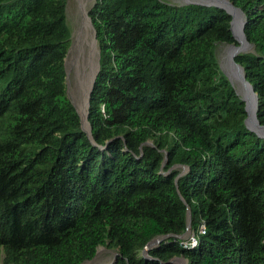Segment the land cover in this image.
<instances>
[{
  "label": "trees",
  "instance_id": "1",
  "mask_svg": "<svg viewBox=\"0 0 264 264\" xmlns=\"http://www.w3.org/2000/svg\"><path fill=\"white\" fill-rule=\"evenodd\" d=\"M232 1L253 45L236 61L264 124V0ZM89 16L100 49L93 139L67 94V0H0L4 264H81L100 246L117 250L112 264H264V137L246 126L216 54L219 43H237L232 15L95 0ZM187 204L194 245L177 236Z\"/></svg>",
  "mask_w": 264,
  "mask_h": 264
},
{
  "label": "water",
  "instance_id": "2",
  "mask_svg": "<svg viewBox=\"0 0 264 264\" xmlns=\"http://www.w3.org/2000/svg\"><path fill=\"white\" fill-rule=\"evenodd\" d=\"M190 3H195V4H202V5H213V6H218L221 7L223 9H225L229 14L232 15V20H231V30L233 33V36L236 40L237 43H231L228 44L230 51L227 54L226 57V63L225 66L222 67V65H220V67L222 68V70L224 71V73L227 75V77L229 78L231 84L234 86L237 94L242 98V100L245 102V109L247 112V117L245 118V124L246 126L256 132L259 136L264 137V124H261L260 120L258 119L257 116V111H258V95L255 92L253 85L248 81L247 77H246V73H245V69L244 67L238 63L236 61V56L242 52H248L253 48V45L249 42V40L247 39V36L245 34L244 31V27L247 21V16L244 13V11L235 5L234 1L232 0H185L183 3H179V4H190ZM88 18L90 19L91 25L94 29V37H95V41L97 43L98 46V41L96 38V30L93 26L92 20L90 18V16L87 14ZM71 49V47H70ZM69 49V51H70ZM68 51V53H69ZM68 56V54H67ZM67 57L65 58V63H66ZM226 67H228L229 69V73L228 70L226 69ZM100 70V49L98 46V69L95 75V78L92 82L89 94H88V99H87V115H86V122L88 124V128L85 127L84 125V120L80 114V112L78 111V108L76 107V105L74 104L75 108L77 109V112L80 116V120H81V124H82V128L83 130H85L88 134V136L93 139L92 137V128L90 125V122L88 120V115H89V107H90V102H91V92L93 90L94 87V83L95 80L97 78L98 72ZM232 75L236 76L238 81L242 84L243 86V90H239L238 87L234 84ZM67 79V76H66ZM251 96H254L253 98ZM147 144H151V142H146ZM183 168H187L185 166H183ZM183 174V173H181ZM177 181V180H176ZM180 194V193H179ZM187 216H188V228L187 231L184 234L181 235H177L178 237H184L186 234H188L189 232H191V208L190 206L187 204ZM173 236V234H167V235H163V236H158L156 238H153L150 242H148V244L145 246L144 250H143V254L145 257H148V251L155 247L158 246L165 238ZM118 255V252L115 254V259L110 261L107 264H112L115 260L116 257ZM96 256V255H95ZM179 257H174L173 259L170 260L169 263H174ZM184 259V258H183ZM90 261V260H89ZM85 262L81 263L84 264Z\"/></svg>",
  "mask_w": 264,
  "mask_h": 264
},
{
  "label": "rangeland",
  "instance_id": "3",
  "mask_svg": "<svg viewBox=\"0 0 264 264\" xmlns=\"http://www.w3.org/2000/svg\"><path fill=\"white\" fill-rule=\"evenodd\" d=\"M80 1L85 2L86 6L84 5V8H86L87 14L89 15V10L92 8L95 0H67V20L69 22L72 31V37H71L72 44L70 46L71 49L68 53L67 60L65 63L66 73H67L66 75L67 94L68 97L71 99V101L76 105V107L83 101V94L78 89L77 79H76L78 77L80 69L82 70L80 63L82 57L81 54L79 55L74 48V44L76 43L83 18V10L81 8ZM165 1L179 4V3H183L185 0H165ZM228 47L229 46L226 43H219L216 48L217 58L219 60L220 65H222V67L225 66L226 63ZM186 171L187 168H181V173H185ZM192 237H193L192 232H189L182 238L191 239ZM98 250L99 251H97L96 256L92 260L86 261L84 264L88 262H91L90 264H107L115 259L114 257L115 254L117 253L116 249H109L108 247L100 246ZM3 260H4V253L3 250L0 249V264H4ZM179 260L183 261V264H187V261L183 259V257H179L174 262V264H180L178 263Z\"/></svg>",
  "mask_w": 264,
  "mask_h": 264
},
{
  "label": "bare ground",
  "instance_id": "4",
  "mask_svg": "<svg viewBox=\"0 0 264 264\" xmlns=\"http://www.w3.org/2000/svg\"><path fill=\"white\" fill-rule=\"evenodd\" d=\"M80 3H81L80 4L81 8L83 10V18L76 43L74 44V48L79 55L81 54L82 57V60L80 62L82 70L80 69L78 77L76 79H77L78 89L83 94V101L79 105L77 104L78 105L77 108L84 120L85 127L88 128V124L86 122L87 104H88L87 99L92 82L95 78L98 69V46L95 41L94 30L92 29L90 19L87 16L86 8H84V5L86 6V4L85 2H81V1ZM229 51L230 48L228 47V53ZM226 69L229 72L228 67H226ZM232 78L234 84L238 87V89L240 91L243 90V86L238 81L237 77L232 75ZM251 97L253 98L254 96ZM90 263L91 262H88L86 264H90ZM178 263L183 264V261L179 260Z\"/></svg>",
  "mask_w": 264,
  "mask_h": 264
},
{
  "label": "built area",
  "instance_id": "5",
  "mask_svg": "<svg viewBox=\"0 0 264 264\" xmlns=\"http://www.w3.org/2000/svg\"><path fill=\"white\" fill-rule=\"evenodd\" d=\"M191 239L193 240L192 244L194 245L195 244V239L193 237ZM184 246L185 247H189L188 242H184Z\"/></svg>",
  "mask_w": 264,
  "mask_h": 264
}]
</instances>
